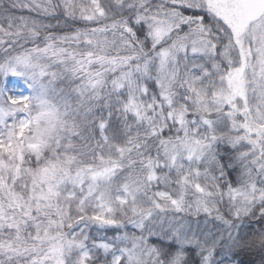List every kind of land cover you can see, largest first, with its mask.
I'll return each instance as SVG.
<instances>
[{
  "label": "snow or ice",
  "instance_id": "obj_1",
  "mask_svg": "<svg viewBox=\"0 0 264 264\" xmlns=\"http://www.w3.org/2000/svg\"><path fill=\"white\" fill-rule=\"evenodd\" d=\"M0 264H264V0H0Z\"/></svg>",
  "mask_w": 264,
  "mask_h": 264
}]
</instances>
